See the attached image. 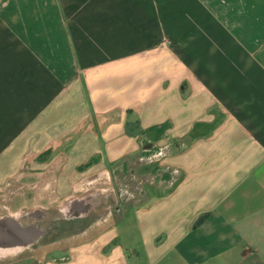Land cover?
<instances>
[{
  "label": "crops",
  "instance_id": "crops-1",
  "mask_svg": "<svg viewBox=\"0 0 264 264\" xmlns=\"http://www.w3.org/2000/svg\"><path fill=\"white\" fill-rule=\"evenodd\" d=\"M18 178L117 197L39 264H264V0H0Z\"/></svg>",
  "mask_w": 264,
  "mask_h": 264
},
{
  "label": "water",
  "instance_id": "water-1",
  "mask_svg": "<svg viewBox=\"0 0 264 264\" xmlns=\"http://www.w3.org/2000/svg\"><path fill=\"white\" fill-rule=\"evenodd\" d=\"M116 203L114 190L87 188L56 206L34 205L0 214V263L85 237L109 219Z\"/></svg>",
  "mask_w": 264,
  "mask_h": 264
},
{
  "label": "rangeland",
  "instance_id": "rangeland-1",
  "mask_svg": "<svg viewBox=\"0 0 264 264\" xmlns=\"http://www.w3.org/2000/svg\"><path fill=\"white\" fill-rule=\"evenodd\" d=\"M48 185V182H33V183H21L19 178L14 179L11 182L7 184L6 187L0 188V213H6L7 211H13L11 209L16 208L17 206L27 202L28 205L32 204H44L48 206H52L55 202L53 198V193H50L49 187H46ZM130 188H136L138 186H142L140 183H136L132 185L130 184ZM82 192V191H81ZM80 192V193H81ZM16 193L21 194L22 197H16ZM44 195V197H42ZM131 196V195H130ZM13 198V199H12ZM139 197H128V199H125V197H121V202H132V201H138ZM118 213H114L112 220L115 221L118 218ZM129 219L124 218L123 222L130 221V218L132 217L131 214L127 215ZM126 216V217H127ZM116 227H119V224L117 222ZM88 233L87 235H89ZM130 237L132 236V232L129 231ZM82 238H88L91 235L87 237ZM69 242L61 243L59 245L41 248L37 251L29 252L24 255H20L10 262L8 264H39L44 258L48 257L49 255H52L53 251L56 249H65L67 246H69ZM3 264V263H0Z\"/></svg>",
  "mask_w": 264,
  "mask_h": 264
},
{
  "label": "flooded vegetation",
  "instance_id": "flooded-vegetation-1",
  "mask_svg": "<svg viewBox=\"0 0 264 264\" xmlns=\"http://www.w3.org/2000/svg\"><path fill=\"white\" fill-rule=\"evenodd\" d=\"M3 264H8V262L7 263H3Z\"/></svg>",
  "mask_w": 264,
  "mask_h": 264
}]
</instances>
